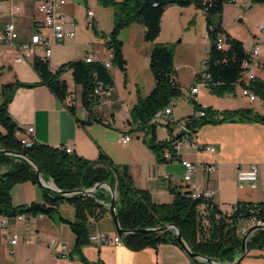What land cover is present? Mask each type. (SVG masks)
<instances>
[{"label": "trees", "instance_id": "trees-1", "mask_svg": "<svg viewBox=\"0 0 264 264\" xmlns=\"http://www.w3.org/2000/svg\"><path fill=\"white\" fill-rule=\"evenodd\" d=\"M2 1V0H0ZM228 0H98L101 5L113 7V23L108 33L101 32V36L108 35L104 40L106 47L112 50L111 63L122 71L126 69V59L119 39L120 32L132 23L143 26V39L152 44L149 67L154 77V87L146 96L137 95L134 105L129 112L128 121L136 128L143 130L146 145L155 155L164 161L163 148L168 141H158L156 138V124L152 121L153 114L169 105L170 101L181 93L173 66V54L167 44L158 43L161 30V18L168 5L186 6L196 3L205 14L206 28L210 40V47L204 60V73L207 77V87L221 94L231 90L236 83L243 84L245 67L244 59L249 52L245 50L243 42L225 31L222 23L223 6ZM255 4H264V0H250ZM215 16V20L212 19ZM97 33L95 25L91 28ZM223 36L224 46L217 48L216 38ZM32 67L40 77V84L45 85L50 92L74 115L75 98L72 90L61 75L71 72L75 86L81 88V104L93 115L96 101L92 88L96 81L102 80L113 84L109 69L102 62H85L76 59L51 70L46 57L36 55L32 59ZM18 82L5 83L0 88V149L17 151L29 157L42 171L43 179H52L60 190L87 189L95 183H106L115 192L116 212L118 223L122 229L133 230L139 228H157L165 224L176 226L190 250L202 254L222 263L232 262L241 252L242 230H238L239 221L255 218L264 225V201H238L227 213L211 200L190 196L189 190L173 191V199L169 203H156L150 194L137 188L126 167L115 163L103 151L98 152L96 160H88L76 153H67L60 147H53L34 142L30 147L20 144L15 132L20 129L7 110ZM249 87L264 103V81L255 78L249 82ZM203 110L204 116L194 117V112ZM210 107L203 108L194 101L193 113L186 121L196 132L197 128L207 124L222 121L254 120L264 123V115L253 111L250 107L224 110L221 117L215 115ZM99 121V120H98ZM81 123H85L81 121ZM169 135L172 134L171 124H165ZM149 135V136H148ZM175 135L172 139H175ZM24 181L38 183L36 168L21 156L0 153V215L14 217L16 214L25 215L44 214L53 216L58 214L61 202L69 203L73 208V220H66L75 234V251L89 242V217L98 221L103 215H108L105 205L111 196L107 189L99 188L93 194L75 193L61 195L54 193L39 184L42 201H32L29 204L14 205L11 200L12 187ZM64 220V219H63ZM123 243L131 249L137 250L147 246L155 247L159 243L172 242L182 247L177 241L174 229L163 232H130L120 235ZM247 249L264 250V230L253 232L246 241ZM199 264H209L202 261Z\"/></svg>", "mask_w": 264, "mask_h": 264}, {"label": "crops", "instance_id": "crops-1", "mask_svg": "<svg viewBox=\"0 0 264 264\" xmlns=\"http://www.w3.org/2000/svg\"><path fill=\"white\" fill-rule=\"evenodd\" d=\"M79 3L97 4V0H76V2L66 0V15L72 17ZM35 17L33 0L0 1V28L7 21L14 20L21 35L24 36V33L35 28ZM134 25L136 24L132 23L126 28L143 33V26ZM95 29L97 30L96 25ZM262 33V38L252 35L251 40L248 41L249 47L252 42L264 41V32ZM80 40L75 34L72 39L53 44L50 56L46 57L51 70L71 60L82 59L87 44L98 56L106 57L104 41L102 44L105 54L97 49L98 46L86 41L80 42ZM240 40L244 44L243 39ZM77 49L81 52V58L76 57ZM40 54H42L41 51ZM13 56L14 51L10 48L3 47L0 51V87L2 84L11 82L32 84L31 86L17 85L7 104L8 113L22 134L27 127L32 126V137L35 142L53 147H70L73 153L88 160H96L98 152L103 151L115 163L124 165L134 185L146 190L152 201L156 203H169L173 199V191L188 190L187 184L182 181L183 167L178 159L166 161L159 159L146 145L144 137L140 141L138 135L136 139L130 138L126 143L121 142V138L128 135L132 129L127 132L121 131L119 127L114 128L111 124L110 117H113L117 109H121L118 103L94 106L93 115L90 116L81 104V88L75 86L74 89L69 88L75 98V114L73 115L45 85L39 83L40 77L33 69L31 60L28 63H15ZM256 61L258 63L254 66L255 77L264 81V53L259 55ZM67 72L61 75L65 80L64 76ZM109 72L111 74L110 69ZM113 97L116 98V93ZM250 102L255 103V101ZM131 107L132 105L130 109ZM130 109L127 113L121 109L126 116V121L134 130L144 133L143 130L135 129L136 125L128 121ZM256 110L264 115L262 104ZM178 116L171 110L169 119L177 121L183 115ZM171 125V135L167 128L162 133L157 127L155 128L158 141L170 142L177 135L176 126L173 123ZM196 139L198 143H211L216 147V152L213 154L199 152L195 155L192 150L185 151V157L189 160L197 159L200 162L197 171L192 175V179L197 184L196 190H209L210 200L227 213L238 201H264V123L245 119L207 123L197 128ZM169 145L164 146L163 150ZM208 162L217 164L216 171L209 173L204 171L203 163ZM253 163L258 165L257 186L255 188L239 187L236 182L238 170L247 169ZM50 180L48 178L46 182L50 183ZM10 193L14 205L42 201L39 183L31 181L17 183ZM73 218V208L67 202H61L58 206V214L53 216L26 215L23 220L9 217L7 227L0 228V264H196L182 247L172 242L134 250L124 243L118 245L112 242L89 241L80 247L79 252H76L75 234L66 221ZM250 225H252L251 222H247L244 226L239 225L238 229L244 230ZM96 232L104 234L108 239L119 235L109 213L103 215L98 221L90 223L89 235ZM13 233L19 235V241L15 245L9 242ZM52 239L66 245L67 258L52 252L48 246ZM238 264H264V250L248 249Z\"/></svg>", "mask_w": 264, "mask_h": 264}, {"label": "rangeland", "instance_id": "rangeland-1", "mask_svg": "<svg viewBox=\"0 0 264 264\" xmlns=\"http://www.w3.org/2000/svg\"><path fill=\"white\" fill-rule=\"evenodd\" d=\"M73 1L76 2V0ZM87 7L93 11L97 33H93V30L86 25ZM68 19L75 23L76 38L79 37L80 42L92 43L96 47L98 46L97 49L101 53L105 54L102 44L104 40L100 33L102 31L107 33L112 27V6L101 5L98 0L97 4L85 3L82 5L79 3L75 8L74 15L68 16ZM212 19L215 20V16H212ZM222 19L225 31L243 39L245 50L249 52L248 41L251 40L252 35L254 34L259 38H262L261 35H263L258 30L257 25L261 22L264 23V4H255L250 0L225 3ZM134 24L142 26L137 22ZM160 25L161 30L155 41L170 46L176 78L181 88V93L174 97L168 105L173 113L179 115L178 117L183 115L178 118V123L185 122L189 116L188 113H193L194 101L200 103L203 108L210 107L211 110L215 111L217 117H221L224 110L233 109L232 107L237 106L250 107L256 112V108L260 104L264 108V103H261L259 98L255 103H252L243 96L241 94L242 85L239 83H236L231 90L221 94H217L202 83H198L199 91L191 97L188 96L190 87L198 82V74L204 73L206 68L204 60L210 47L205 14L196 3L191 2L186 6L168 5ZM95 35H97L96 38ZM119 39L123 42L122 51L126 59V69L122 71L112 63L110 71L113 77L116 100L128 104L130 108V105H134L138 94L146 96L154 87V77L149 67L152 44L144 41L143 33L136 29H123L119 34ZM259 42V55H263L264 41ZM76 53L78 55L76 57L81 58V52L78 49ZM257 58L254 60V65L258 63ZM64 77L69 88L74 89L75 85L71 73L67 72ZM110 119L114 128L119 127L121 131L126 132L132 129L128 132L131 139H136L138 135L139 140L142 141L143 137H147L141 131L134 130L132 126H129L121 109H117ZM156 127L160 133L167 130V126L163 123H157ZM247 222H250L249 219H242L239 221V225L244 226Z\"/></svg>", "mask_w": 264, "mask_h": 264}, {"label": "built area", "instance_id": "built-area-1", "mask_svg": "<svg viewBox=\"0 0 264 264\" xmlns=\"http://www.w3.org/2000/svg\"><path fill=\"white\" fill-rule=\"evenodd\" d=\"M244 0H228L227 3L242 2ZM34 8L36 11V17L34 20L35 28L21 35L17 24L14 20L7 21L2 28H0V51L3 47L10 48L14 51L13 61L15 63H28L36 55L44 57L50 56L52 52V46L55 42L63 41L66 39H72L75 36L74 22L68 19L65 13L66 0H33ZM93 11L86 10V25L90 28L94 25L92 19ZM257 28L260 32H264V23H259ZM103 40L108 39V35L102 36ZM217 48L224 46V40L222 35H218L216 38ZM40 51L42 54H40ZM107 56L101 58L98 56L93 48L87 44L86 51L84 52L83 59L85 62H102L104 67L110 69L112 64L108 63V47H106ZM260 54V47L258 42H252L250 44V50L248 58L244 59L243 66L245 67L243 74V84L241 94L248 98L249 101H256L259 97L249 87V82L254 80L255 72L253 67L254 60ZM197 83L193 84L188 91V96L196 94L199 91L198 83H202L207 87V76L206 73H200L197 76ZM92 93L96 101V106H106L113 102L119 104L120 108L127 113V104L119 102L114 98L115 88L112 83H108L102 80L95 82ZM260 99V98H259ZM260 102L263 101L260 99ZM171 108L169 106L157 110L153 116L152 121L155 123L163 124H174L178 130V136L175 139L170 140L169 147L166 148L162 156L165 160H171L176 158L179 160L183 167L182 181L187 184V188L190 192V196L193 199L203 198L209 199L211 192L209 190H196L197 184L192 179V175L197 171L200 162L195 159L193 161L185 157L186 150H192L195 155L199 152H207L213 154L216 152V147L211 143H198L196 139V132L191 128L189 122L178 123V121H172L169 119ZM194 117L204 116L203 110L194 112ZM33 127L29 126L25 129L24 134L21 133L20 129H17L15 135L19 140L20 144L25 147H30L34 144L32 137ZM130 137L126 134L121 138L122 143H126ZM65 152L73 153V149L70 147L61 146ZM203 169L206 173L216 171V163H203ZM258 178V165L256 163L251 164L247 169L238 170L236 176V182L239 187L248 186L255 188L257 186ZM24 213H19L14 216L16 220L25 219ZM92 222L94 219L89 217ZM251 224H260L254 217L250 218ZM8 224V218L0 215V228H6ZM246 229V228H245ZM244 229V230H245ZM242 230V229H241ZM242 230V233L243 231ZM19 241V235L17 233L11 234L9 242L12 245L17 244ZM89 241L94 243L100 242H112L114 244L121 245L123 241L119 235L114 236L111 239L106 238L104 234L99 232L91 233L89 235ZM48 246L52 252L56 255L68 257V251L65 244L50 240Z\"/></svg>", "mask_w": 264, "mask_h": 264}, {"label": "water", "instance_id": "water-1", "mask_svg": "<svg viewBox=\"0 0 264 264\" xmlns=\"http://www.w3.org/2000/svg\"><path fill=\"white\" fill-rule=\"evenodd\" d=\"M0 153H4V154H12V155H16V156H21L24 159H26L28 162H30L31 164H33V166L36 168V178H37V182L39 184H41L42 186L46 187L47 189H49L50 191L54 192V193H59L63 196L65 195H72L75 193H87V194H93L97 189L99 188H105L109 191L111 199L109 202H107L105 205L108 208V213L111 216L114 226H115V230L119 235H124L130 232H143V233H147V232H163L166 229L172 228L174 229V233H175V237L177 239V241L179 242V244L182 246V248L187 252V254L190 256V258L196 263L199 264L202 261H206L209 264H238L240 262V260L243 258V256L246 254V251L248 250L246 248V241L249 238V236L258 230H264V225L262 224H253L250 225L249 227H247L243 233H242V237H241V252L239 254L238 257H236L232 262L229 263H222L219 261H215L209 257H206L202 254L199 253H194L190 250V248L188 247V245L185 243L180 230L174 226L173 224H165L162 227H157V228H139V229H133V230H125L122 229L118 223V217H117V212H116V203H115V192L114 190L106 183H95L92 187L87 188V189H75V190H60L56 184L54 183V181L51 179L50 183H47L44 179H43V173L40 170V168L27 156L20 154L17 151H12V150H5V149H0Z\"/></svg>", "mask_w": 264, "mask_h": 264}, {"label": "bare ground", "instance_id": "bare-ground-1", "mask_svg": "<svg viewBox=\"0 0 264 264\" xmlns=\"http://www.w3.org/2000/svg\"><path fill=\"white\" fill-rule=\"evenodd\" d=\"M108 54H109V58H108V63H111V57L113 55L112 50L108 48ZM112 64V63H111ZM208 77V75H206ZM129 105L127 104V112L129 111Z\"/></svg>", "mask_w": 264, "mask_h": 264}]
</instances>
